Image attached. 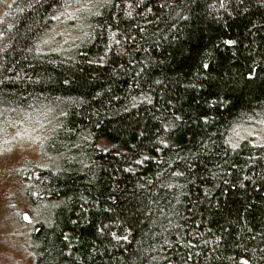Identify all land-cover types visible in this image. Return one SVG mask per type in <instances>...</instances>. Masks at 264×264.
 <instances>
[{"label":"trees","instance_id":"1","mask_svg":"<svg viewBox=\"0 0 264 264\" xmlns=\"http://www.w3.org/2000/svg\"><path fill=\"white\" fill-rule=\"evenodd\" d=\"M77 4L86 39L41 49ZM45 111L34 264H264V0H14L0 120Z\"/></svg>","mask_w":264,"mask_h":264},{"label":"rangeland","instance_id":"2","mask_svg":"<svg viewBox=\"0 0 264 264\" xmlns=\"http://www.w3.org/2000/svg\"><path fill=\"white\" fill-rule=\"evenodd\" d=\"M13 3L14 0H0V21ZM92 7L77 4L65 9L43 37L41 49L65 53L75 50L88 34ZM47 112L38 113L46 114L41 118L28 115L23 119L0 120V264H34L29 234L40 212L25 197L24 174L33 176L37 169L49 164L43 147L50 131L58 124L55 116ZM262 133L264 127L252 130L256 136ZM99 147L103 152H115V145L106 139L99 141ZM23 214L30 216V223L23 221Z\"/></svg>","mask_w":264,"mask_h":264},{"label":"water","instance_id":"3","mask_svg":"<svg viewBox=\"0 0 264 264\" xmlns=\"http://www.w3.org/2000/svg\"><path fill=\"white\" fill-rule=\"evenodd\" d=\"M23 220L26 223H30L31 222L30 216L28 214H24L23 215Z\"/></svg>","mask_w":264,"mask_h":264},{"label":"snow or ice","instance_id":"4","mask_svg":"<svg viewBox=\"0 0 264 264\" xmlns=\"http://www.w3.org/2000/svg\"><path fill=\"white\" fill-rule=\"evenodd\" d=\"M229 43H231V42H229ZM204 67H208L207 65H204Z\"/></svg>","mask_w":264,"mask_h":264},{"label":"bare ground","instance_id":"5","mask_svg":"<svg viewBox=\"0 0 264 264\" xmlns=\"http://www.w3.org/2000/svg\"><path fill=\"white\" fill-rule=\"evenodd\" d=\"M24 215V214H23ZM23 215H22V219H23ZM24 221V220H23Z\"/></svg>","mask_w":264,"mask_h":264}]
</instances>
